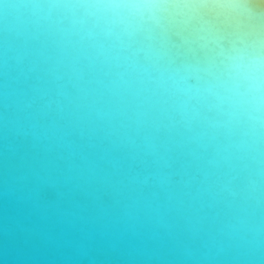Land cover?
Instances as JSON below:
<instances>
[{
	"label": "water",
	"instance_id": "95a60500",
	"mask_svg": "<svg viewBox=\"0 0 264 264\" xmlns=\"http://www.w3.org/2000/svg\"><path fill=\"white\" fill-rule=\"evenodd\" d=\"M0 264H264V0H0Z\"/></svg>",
	"mask_w": 264,
	"mask_h": 264
}]
</instances>
